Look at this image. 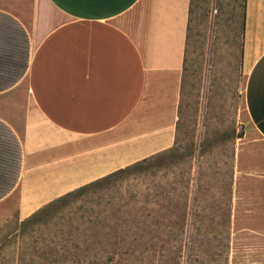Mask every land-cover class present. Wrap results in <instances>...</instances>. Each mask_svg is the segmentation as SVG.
<instances>
[{"label":"crops","instance_id":"1","mask_svg":"<svg viewBox=\"0 0 264 264\" xmlns=\"http://www.w3.org/2000/svg\"><path fill=\"white\" fill-rule=\"evenodd\" d=\"M191 3L0 0V228L175 147ZM242 65L229 254L264 264V0H246Z\"/></svg>","mask_w":264,"mask_h":264},{"label":"rangeland","instance_id":"2","mask_svg":"<svg viewBox=\"0 0 264 264\" xmlns=\"http://www.w3.org/2000/svg\"><path fill=\"white\" fill-rule=\"evenodd\" d=\"M244 4L192 0L175 147L99 181L65 210L24 223L9 218L0 228V264H50L53 252L66 249L81 264H231L229 153L245 129ZM56 235L60 242L50 243ZM237 257L236 264L254 262L253 255Z\"/></svg>","mask_w":264,"mask_h":264},{"label":"trees","instance_id":"3","mask_svg":"<svg viewBox=\"0 0 264 264\" xmlns=\"http://www.w3.org/2000/svg\"><path fill=\"white\" fill-rule=\"evenodd\" d=\"M245 25H246V0H245V4H244V32H245ZM145 162V161H144ZM143 163V162H142ZM141 164V163H140ZM139 165V164H137ZM136 165V166H137ZM135 167V166H134ZM128 170V169H127ZM125 171V170H124ZM123 172V171H121ZM120 173V172H119ZM118 174V173H117ZM116 175V174H115ZM113 176V175H112ZM111 177V176H109ZM107 177V178H109ZM105 178V179H107ZM104 180V179H103ZM102 181V180H101ZM99 182V181H98ZM98 182H94L92 184H89L87 186H84L78 190H75L73 192H71L70 194L58 199L57 201L49 204L48 206H46L45 208H43L42 210H40L38 213H36L33 217H31L30 219H28L27 221L31 220V219H34V218H37L40 214L42 213H48V212H51V211H57V212H60L62 209L65 210L68 206H70V204L75 201L76 199H78L80 196H82L86 191L87 189H89V187H92L94 184H97ZM84 208L81 209L82 212H84ZM89 212L91 213H95L94 209L92 210H88ZM26 222V221H25ZM89 223H95L94 221L90 220ZM96 224V223H95ZM68 233H65V232H62V236H63V240L64 242H71L70 238H71V235H69L68 237H66ZM70 234V232H69ZM72 235H74V233H71ZM60 239L61 238H58V235H56V237H53L50 241V243H54L55 240H57L58 242H60ZM46 241V240H45ZM48 241H46L47 243ZM43 255H46L45 252H43ZM51 255L53 256H56V258H51L49 257L48 258V261L50 262V264H54V263H60V262H69V261H72L74 263H78V264H81L83 260H79L78 258L79 257V254H75V253H72L70 250L66 249L65 252L63 254H59L57 252H53ZM59 256V257H58ZM106 261L108 263H111L114 261V256H108L106 258Z\"/></svg>","mask_w":264,"mask_h":264}]
</instances>
